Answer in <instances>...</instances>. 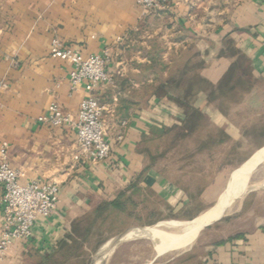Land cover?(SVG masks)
<instances>
[{"label": "crops", "instance_id": "0c3cea01", "mask_svg": "<svg viewBox=\"0 0 264 264\" xmlns=\"http://www.w3.org/2000/svg\"><path fill=\"white\" fill-rule=\"evenodd\" d=\"M54 39L82 58L109 49L111 82L93 96L105 109L102 123L110 154L97 164L74 161L79 147L69 127L37 121L52 102L74 116L85 96L82 85L70 88L71 66L54 57ZM159 46L166 53L157 57ZM172 55L178 63L186 55L192 58L190 63L197 64L193 76L211 85L241 57L250 85L238 93L240 99L227 103L225 114L199 88L190 106L210 122L208 110L223 117L220 127L230 147L226 158L245 145L254 146L245 159L264 148V0H180L149 11L135 0H0V146L7 147L20 183L55 182L59 187L54 213L38 218L29 239L14 242L2 264H91L92 253L114 234H103L96 247L88 233L91 226L97 232L96 209L122 192L129 198L128 220L139 216L136 208L147 206L143 195L160 199L161 211L176 216L172 220L192 221L202 212L189 215L188 209L206 205L202 194L190 198L205 188L181 189L155 172L148 156L154 131L184 119L180 106L155 95L169 73L168 68L153 69L157 62L169 64ZM239 105L249 106L248 114L233 123L229 114ZM235 171H229L225 190ZM253 189L194 246L161 264H264V183ZM2 210L0 191V237Z\"/></svg>", "mask_w": 264, "mask_h": 264}, {"label": "rangeland", "instance_id": "374dc122", "mask_svg": "<svg viewBox=\"0 0 264 264\" xmlns=\"http://www.w3.org/2000/svg\"><path fill=\"white\" fill-rule=\"evenodd\" d=\"M165 53L166 49L159 46L158 56H163ZM240 97V94H237L236 98L240 99ZM247 108H249V106L246 105H239L237 107H234L229 114V119L233 123H239L241 121V117L248 114ZM207 115L211 118V122L210 120H207V122L202 124V127L185 142L178 145L177 143L171 142V136H166L161 140L153 141L151 145V154L155 158H157L153 163L155 172H157L166 180L177 184L181 189H190V192L195 191V187H204L205 190L202 191V196L205 198V204L208 205L209 203H212V201L215 202L213 205L191 207L188 209L191 210V213H189V215L192 213H196L197 211H202L201 213H203L209 208H212L217 204L219 200L218 198L221 197L220 195H222V197L224 196L222 200L226 199L229 195L232 184L245 174L248 163L264 152V148H262L261 150L257 151L252 157L245 159V154L252 155L254 152V146L245 145L243 146L242 151L233 150V157L226 158L225 155H228L227 153L228 151H230V149H228L230 148L229 144H222L221 146L214 145L210 148L206 143V145L203 146V149L200 150L201 154H197L193 159H189L188 156L190 154L187 152L193 153L198 150V148H200L201 145L204 144L208 134H212L211 137L216 138L218 130L221 129L220 125L224 122L223 117L213 109L208 110ZM163 152L166 154L163 155ZM232 164L233 166L231 167ZM231 169L236 171L233 174V180L230 184L231 186L227 190H225L230 179L229 171ZM258 171H262L263 173H259ZM260 175H262L261 177L263 178H261ZM263 183L264 165L260 163L259 165H257L251 176L249 177L247 183V191L243 194V196L247 192H249V190L260 186ZM224 192L225 195L223 194ZM141 198L146 199L145 204H147V206H143L142 204L140 208H136L137 214L139 216H133L128 220V214L126 213L118 219L119 221L117 223H112L111 228L113 229L114 234L111 235L109 233H105V237L106 235H111V237L107 239L104 244L99 246L95 253H92V263L95 259L96 263L94 264H100L105 259L103 261V264H161L162 262L170 260L172 258L176 259L175 257L178 254L189 250V248L194 246L196 242L199 241V238L201 236L206 235L210 231V226H214V224L222 221L227 213L232 212L234 207H236L238 202L240 201V199L235 200L231 204V206L223 212V215L220 218L201 225L199 233L192 243L190 242L193 239L188 235H184L181 237L165 236L156 239H153L152 237L146 238L139 235L132 239H126L122 241V237L126 236L127 234L140 231L144 228H156L158 226L156 228L157 230L167 233L176 232L178 230L165 223L174 221H191L172 220L176 216H170L169 213L161 211V201L160 199L158 200L155 196L145 197V195H143V197ZM138 199L140 200V198ZM222 200L220 199V201ZM129 209L133 211L132 207H130ZM148 213H151V215L149 216ZM166 216H168V218H165ZM149 220L154 221V223L150 224L149 226H144V222ZM115 239H117V241ZM110 243L115 247L112 246L113 248L111 253L108 255V260L106 254L107 248ZM102 247L103 249L101 250Z\"/></svg>", "mask_w": 264, "mask_h": 264}, {"label": "built area", "instance_id": "2783aa9c", "mask_svg": "<svg viewBox=\"0 0 264 264\" xmlns=\"http://www.w3.org/2000/svg\"><path fill=\"white\" fill-rule=\"evenodd\" d=\"M135 1L147 11L162 6H174L180 2V0ZM51 45L54 57L71 66L68 74L70 88L74 90L78 85H82L85 96L74 116L64 112L56 102H52L46 113L39 116L37 121L52 128L69 127L75 132L79 147L78 153L73 156L74 161L97 164L107 159L110 154V145L104 139L105 130L102 123L105 109L93 96L94 92L111 82L106 73L110 61L109 49L105 48L100 54L82 58L77 51L57 39L52 40ZM0 191L3 194V232L0 237L2 264L14 242L29 239L34 222L38 218H47L54 213L59 187L55 182L20 183L18 172L8 163L7 147L1 145Z\"/></svg>", "mask_w": 264, "mask_h": 264}, {"label": "trees", "instance_id": "16d2710c", "mask_svg": "<svg viewBox=\"0 0 264 264\" xmlns=\"http://www.w3.org/2000/svg\"><path fill=\"white\" fill-rule=\"evenodd\" d=\"M185 56L182 63L176 62V56L169 57V64H162L160 62L156 63V69L154 72H162L168 68L169 77L164 82L163 86L157 87V92L155 95L158 98L166 99L171 101L183 109L184 119L181 121L180 125L174 126L168 129H163L161 131H154L152 134V140L158 141L163 137L171 136V142L177 143L178 145L185 142L193 134H195L201 127L202 124L207 122V117L199 110L192 109L190 104L193 101L195 95L194 90L196 88L207 91V102L217 103L222 114H225V106L227 103L234 101L238 93L245 86L250 85V80L245 77L247 67L242 61L241 57L238 56L236 63L232 64L227 72L220 78L216 85H211L202 78H197L193 76V69L197 68V64L190 63L192 58ZM156 57V56H155ZM158 57V54H157ZM156 57V58H157ZM178 58V57H177ZM180 58V55H179ZM155 60V58H152ZM154 64V63H153ZM158 65V66H157ZM165 88L169 89L165 92ZM212 134H208L203 145H201L195 152H187L190 155L189 159H193L195 155L201 154L203 146L206 143L209 147L221 146L225 143L226 136L222 129L218 130L216 138L211 137ZM153 143V142H152ZM166 154L163 152V155ZM151 163L153 164L155 158L151 152L148 153ZM162 157V156H159ZM194 194V195H193ZM191 194L190 198L193 199L199 197L202 192L196 191ZM225 195V193H224ZM223 197H221L222 200ZM198 199V198H197ZM129 206V198L125 197V192L120 193L116 199L104 202L96 209L94 214V219H98L94 224H96V231L92 232L91 228L89 230V236L93 235L98 247L103 242V234L113 232L112 223H117L120 217L117 215H124L128 213L127 209ZM116 211L117 215H113L112 212ZM116 221V222H115ZM120 223V222H119ZM153 222L148 223L153 224ZM115 228V227H114ZM116 229V228H115ZM87 233V234H88ZM93 248L94 249H96ZM96 263L95 259L93 264Z\"/></svg>", "mask_w": 264, "mask_h": 264}, {"label": "bare ground", "instance_id": "6f19581e", "mask_svg": "<svg viewBox=\"0 0 264 264\" xmlns=\"http://www.w3.org/2000/svg\"><path fill=\"white\" fill-rule=\"evenodd\" d=\"M260 163H262L264 165V152L248 163V165L246 167L245 174L242 175L240 177V179H238L237 181H235L232 184V186L230 188L229 195L227 196V198L224 199V200H222V201H219V203L216 206H214L213 208H210V209L206 210L205 212L201 213L200 215H198L192 221L165 223V224H168V225L174 227L178 231H176V232H168L167 233V232H163V231L157 230L156 228L158 226L156 228H153V227L152 228H144V229H142L140 231L127 234L126 236L122 237V241H124L126 239H128V240L129 239H132V238H134L136 236H139V235L140 236H144L146 238L147 237H152L153 239L161 238V237H165V236L181 237V236H184V235L185 236L188 235L189 237H191L193 239L190 242V243H192L194 241V239L196 238V236L198 235L201 225H203V224H205L207 222H211V221H214V220L220 218L223 215V212L228 207H230L231 204L235 200L241 199V197L243 196V194L247 191V187H248L247 186V183H248L249 177L251 176L252 172L257 167V165H259ZM259 173H263V172L260 171ZM261 176L262 175H260V177ZM261 178H263V177H261ZM261 178H259V179H261ZM233 206H234V204H233ZM235 208L236 207H234V209ZM227 214H229V213H227ZM161 226H162V224H161ZM117 239H115V240L117 241ZM112 246H113V244L111 245V243H110L109 246H108V248H107L106 257H108V255L111 253L112 248L115 247V246H113V247ZM108 260H109V257H108ZM103 261L100 264H103Z\"/></svg>", "mask_w": 264, "mask_h": 264}]
</instances>
